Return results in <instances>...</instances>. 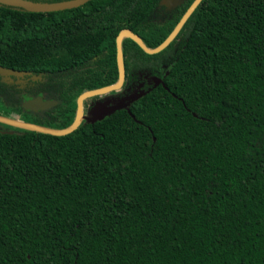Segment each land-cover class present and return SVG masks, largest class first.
<instances>
[{
	"label": "trees",
	"instance_id": "1",
	"mask_svg": "<svg viewBox=\"0 0 264 264\" xmlns=\"http://www.w3.org/2000/svg\"><path fill=\"white\" fill-rule=\"evenodd\" d=\"M194 1L0 4V115L70 127L119 82L118 35L155 49ZM122 45L123 87L73 133L0 123V264H264V0H203L157 54Z\"/></svg>",
	"mask_w": 264,
	"mask_h": 264
},
{
	"label": "water",
	"instance_id": "2",
	"mask_svg": "<svg viewBox=\"0 0 264 264\" xmlns=\"http://www.w3.org/2000/svg\"><path fill=\"white\" fill-rule=\"evenodd\" d=\"M89 1L92 0H69V1L53 2V3L34 2L31 0H0V4L23 8L30 12L46 13V12H56L61 10L78 8L85 5ZM202 1L203 0L194 1V3L189 7V9L187 10L183 18L180 20L176 28L173 30V32L169 35V37L159 47L155 49L148 48L147 45L144 43V41L131 30H123L117 37V59H118V67H119V82L115 85L106 86L83 93L78 98L77 116L74 123L70 127L66 129L57 130V129H52L37 124L25 122L18 118L2 116V115H0V123L16 128L25 129L28 131L39 132L54 136H66L68 134L73 133L84 120L89 119L88 116L84 115V109H83V103L86 99L94 96L105 95L113 91H117L123 87L126 78L124 53H123V45H122L123 39L125 37L131 38L144 50L145 53L149 55L160 53L163 50H165L174 41V39L177 37L181 29L189 19V17L194 13V11L197 9V7L201 4ZM181 2L182 0H174V5L178 6ZM8 71H9L8 69L0 66V74H5ZM157 83L161 84L162 83L161 79H157ZM163 85L164 87H166V89H168V87L165 84ZM57 103L58 102L56 100H46L43 97L38 96L36 98L27 100L23 104V107L26 110L39 113L55 107ZM114 108L115 107L99 106L95 108L94 115L99 116L101 114H105L109 111L114 110Z\"/></svg>",
	"mask_w": 264,
	"mask_h": 264
},
{
	"label": "rangeland",
	"instance_id": "3",
	"mask_svg": "<svg viewBox=\"0 0 264 264\" xmlns=\"http://www.w3.org/2000/svg\"><path fill=\"white\" fill-rule=\"evenodd\" d=\"M56 18L54 17V18H50L49 19V21H54ZM10 116H13L14 118H18V116H16V115H12V114H9Z\"/></svg>",
	"mask_w": 264,
	"mask_h": 264
}]
</instances>
